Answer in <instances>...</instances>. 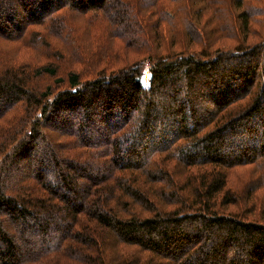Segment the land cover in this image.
Here are the masks:
<instances>
[{"label": "trees", "instance_id": "obj_1", "mask_svg": "<svg viewBox=\"0 0 264 264\" xmlns=\"http://www.w3.org/2000/svg\"><path fill=\"white\" fill-rule=\"evenodd\" d=\"M222 1L235 21L217 13L208 37L188 24L180 52L159 45L59 91L29 85L57 77L49 66L0 74V121L12 112L18 130L2 150L18 160H0V264H111L128 248L132 264H264V41L245 46L264 0ZM106 5L115 39L146 37L123 0H0V40Z\"/></svg>", "mask_w": 264, "mask_h": 264}, {"label": "rangeland", "instance_id": "obj_2", "mask_svg": "<svg viewBox=\"0 0 264 264\" xmlns=\"http://www.w3.org/2000/svg\"><path fill=\"white\" fill-rule=\"evenodd\" d=\"M123 1L134 8L132 10H129L127 6L125 8L133 17L136 16L135 12L141 8L143 19L146 18L143 23L146 29V37L133 34V38H125V42L115 39L116 35L125 36V32L118 24H113L110 27L108 21H105V13L111 14V7L109 8L108 4L100 12L94 11L88 14H78L71 9H65L69 11L63 10L65 12L61 14H53L50 20L53 24L52 27L50 23L43 27H33L26 35L16 38L12 42L0 40V74L9 69L15 70L14 67H19L23 71L34 72L36 69L49 66L57 70V77L41 75L38 78L34 76L35 80L29 85L32 89L39 91H45L48 88H51L52 91H59L66 88L70 74H79L82 80H86L103 70L109 73L114 69L126 66L128 61L140 60L143 58L140 57L141 53L158 51L159 45L160 52H170L172 47L180 52L182 50L180 38L183 36L184 30H187L188 24L192 23L189 30L194 28L196 31L198 28L203 31L205 37L206 35L208 37L212 33L211 29L215 26L212 25V20L213 17L215 19L217 13L224 16V19L230 24L236 19L233 18V11H230V7L227 8L220 4L223 2L222 0H218V4L212 5V8L210 7L211 4L202 3L198 0H174L175 2L172 0ZM254 1L257 2V0ZM115 2L117 0H114V5ZM261 7L264 8V6ZM63 19L66 22L65 29L56 30L55 22H64ZM255 21L263 22L264 18L257 17ZM197 22H202L204 26L198 25ZM204 22H209L210 26H206ZM252 22H254L253 19ZM225 38L229 37L226 36ZM247 40L241 36V39L239 37L234 42L225 39L223 43L228 48H234L238 43L243 44L244 41H247L245 46H261L264 41V26L251 23ZM127 41H130L134 47L129 51L125 46L128 44ZM193 47L194 51L200 52L201 47L199 45H193ZM149 70L150 67H146L143 75V82L146 87L149 86ZM57 79L61 80L62 83H56ZM11 113L0 121V160H18L17 157L14 158V155L11 157L10 153L7 154L8 157L2 158V150L6 145L9 146V149L14 144L12 139L16 137L18 131H16L17 123L14 124V120L8 122L9 118H12ZM40 144V141L36 142L37 149ZM261 205L257 208L259 209L257 214L263 218L264 201ZM247 207L248 210L252 208L250 205ZM135 251L133 248H128L120 256L113 253L111 264H125L126 261V264L134 263L138 257Z\"/></svg>", "mask_w": 264, "mask_h": 264}]
</instances>
